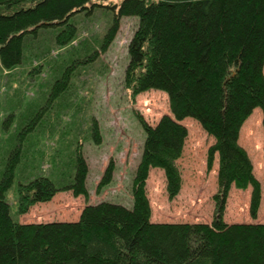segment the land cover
<instances>
[{"label": "trees", "instance_id": "1", "mask_svg": "<svg viewBox=\"0 0 264 264\" xmlns=\"http://www.w3.org/2000/svg\"><path fill=\"white\" fill-rule=\"evenodd\" d=\"M104 1L0 0L1 66H19L26 38L36 37L43 28L65 25L56 43L69 44L77 33L69 19ZM123 16L139 19L128 45L125 86L133 99L151 90L166 93L171 113L155 126L142 121L146 138L133 180V207L104 200L87 204L75 222L15 221L5 193L19 162L16 150L0 180V264H264V223L231 224L224 219L233 186L251 187L253 219L261 203V184L239 138L257 108L264 129V0H121L104 48ZM64 77L54 91L67 86ZM186 118L198 121L214 139L208 171L219 155L215 213L211 223L152 222L149 172L163 170L170 198L180 192L176 161L188 138L182 124ZM93 133L99 142L96 125ZM75 171L74 181L61 188L46 177L20 184L18 214L50 202L59 191L87 199L89 169L79 151ZM113 173L110 162L99 187L109 186Z\"/></svg>", "mask_w": 264, "mask_h": 264}, {"label": "rangeland", "instance_id": "2", "mask_svg": "<svg viewBox=\"0 0 264 264\" xmlns=\"http://www.w3.org/2000/svg\"><path fill=\"white\" fill-rule=\"evenodd\" d=\"M97 4L69 19L77 31L69 44L56 43L65 25L43 28L36 37L26 38L19 66L7 70L0 64V180L12 153L18 150L19 162L5 200L12 219L22 224L75 222L87 204L104 200L131 209L133 180L146 138L142 121L155 126L163 116L171 114L166 93L151 90L133 99L125 86L130 61L128 45L139 19L120 18L114 38L104 48L121 0ZM63 77L67 86L54 91L56 82ZM262 119V111L257 108L244 123L239 138L262 188L258 215L256 219L250 215L251 187L241 190L233 186L224 215L231 224L264 223ZM182 124L188 129V138L182 157L176 161L181 189L170 198L163 170H150L146 190L151 220L211 223L219 155L215 154L208 171V150L214 139L193 118H186ZM95 125L99 142L93 133ZM78 151L88 164V198L75 196L69 190L59 191L50 202L38 203L27 214L19 215V185L40 177L50 179L57 188L71 184ZM110 162L114 164L113 181L101 188L100 180Z\"/></svg>", "mask_w": 264, "mask_h": 264}, {"label": "crops", "instance_id": "3", "mask_svg": "<svg viewBox=\"0 0 264 264\" xmlns=\"http://www.w3.org/2000/svg\"><path fill=\"white\" fill-rule=\"evenodd\" d=\"M229 223V222H228Z\"/></svg>", "mask_w": 264, "mask_h": 264}]
</instances>
